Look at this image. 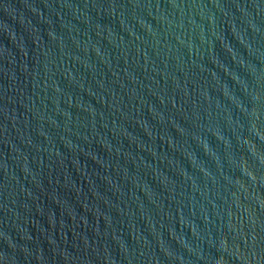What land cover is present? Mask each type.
<instances>
[{
	"label": "water",
	"instance_id": "obj_1",
	"mask_svg": "<svg viewBox=\"0 0 264 264\" xmlns=\"http://www.w3.org/2000/svg\"><path fill=\"white\" fill-rule=\"evenodd\" d=\"M0 264H264V0H0Z\"/></svg>",
	"mask_w": 264,
	"mask_h": 264
}]
</instances>
